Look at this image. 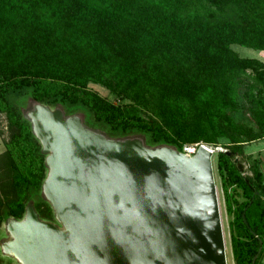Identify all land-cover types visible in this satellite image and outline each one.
I'll list each match as a JSON object with an SVG mask.
<instances>
[{"label":"trees","instance_id":"obj_1","mask_svg":"<svg viewBox=\"0 0 264 264\" xmlns=\"http://www.w3.org/2000/svg\"><path fill=\"white\" fill-rule=\"evenodd\" d=\"M233 45L264 52V0H0V230L28 204L54 221L41 196L45 156L24 117L41 103L111 138L179 152L222 145L233 264H264V175L258 161L244 175L235 160L264 139V63Z\"/></svg>","mask_w":264,"mask_h":264},{"label":"water","instance_id":"obj_2","mask_svg":"<svg viewBox=\"0 0 264 264\" xmlns=\"http://www.w3.org/2000/svg\"><path fill=\"white\" fill-rule=\"evenodd\" d=\"M24 117L45 156L41 196L54 221L28 204L3 223L0 253L13 264H227L210 151L111 138L41 103Z\"/></svg>","mask_w":264,"mask_h":264},{"label":"rangeland","instance_id":"obj_3","mask_svg":"<svg viewBox=\"0 0 264 264\" xmlns=\"http://www.w3.org/2000/svg\"><path fill=\"white\" fill-rule=\"evenodd\" d=\"M233 49L241 57L254 58V59H257V60L264 63V52L263 51H257V50L241 47L238 45H233ZM89 87L92 88L93 90L97 91L101 96L108 97V92L104 88H102L101 86L90 84ZM109 99H112V98H109ZM26 108L24 107V109H26ZM242 117H243V114L240 111H236V113H234V118L237 121H240ZM243 120L246 121L244 118H243ZM0 128L4 129L3 130V132H4L3 137L5 139H7V134H6V129H5V121H4V118L2 115L0 116ZM3 151H4V146L2 143V139L0 138V154ZM238 160H240L242 162L244 175H250L251 174L250 173L251 172L250 171V165L253 162H255V160L258 161L259 169H260V171H262V173L264 175V139L245 143L243 145V155L238 156ZM212 164H213L215 184H216L217 193H218L220 216H221L222 229H223V234H224V242H225V247H226L227 264H233L231 251H230V244H229L228 218H227L225 208H224L223 194H222V190L220 187V180H219V177H218L217 171H216V154H214L212 156ZM4 181H5V178H4ZM1 191H2V189H1V184H0V192ZM1 237L2 236H0V238ZM262 253L264 256V240H263V245H262ZM7 261H8V259L2 253H0V264L9 263Z\"/></svg>","mask_w":264,"mask_h":264},{"label":"built area","instance_id":"obj_4","mask_svg":"<svg viewBox=\"0 0 264 264\" xmlns=\"http://www.w3.org/2000/svg\"><path fill=\"white\" fill-rule=\"evenodd\" d=\"M200 147H203L205 149H207L208 151H210L211 155L213 156L214 154H217L219 152H226L227 150L225 148H223L220 145H208L202 142L199 143H191V144H185L182 146V150L181 153L187 155V156H193L194 154H196V152L198 151V149Z\"/></svg>","mask_w":264,"mask_h":264},{"label":"flooded vegetation","instance_id":"obj_5","mask_svg":"<svg viewBox=\"0 0 264 264\" xmlns=\"http://www.w3.org/2000/svg\"><path fill=\"white\" fill-rule=\"evenodd\" d=\"M7 262H9V263H7V264H13L10 260H8Z\"/></svg>","mask_w":264,"mask_h":264}]
</instances>
